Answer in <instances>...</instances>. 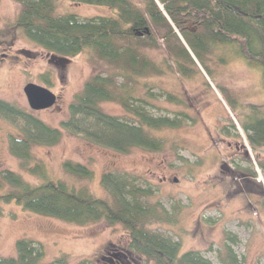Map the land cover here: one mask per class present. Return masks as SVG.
Returning a JSON list of instances; mask_svg holds the SVG:
<instances>
[{
    "label": "rangeland",
    "instance_id": "374dc122",
    "mask_svg": "<svg viewBox=\"0 0 264 264\" xmlns=\"http://www.w3.org/2000/svg\"><path fill=\"white\" fill-rule=\"evenodd\" d=\"M20 10L16 0H0V99L62 130L57 143L33 147L29 165L41 162L50 177L77 189L87 188L103 199H111V195L102 185V175L121 173L147 190L148 194L142 196L145 203L161 202L170 213H176L175 222L166 217L151 218L147 227L179 241L183 252L199 250L214 264H228L225 244L230 232L237 237L233 248L238 264H264V169L259 162H264V146L254 150L242 127V120L254 106L264 115V79L260 64L248 60L245 41L244 52L236 44L216 45L201 60L190 49L195 64L183 62L195 71L188 77L176 72L177 64L167 54L162 39L159 46L145 48L162 72L131 81L135 94L150 97L151 88L156 97L149 98L148 107L154 115L173 117L185 112L189 117L178 128L148 129L162 140L160 150L135 146L121 152L61 127L86 81L99 73L121 82L119 65L101 59L93 49L73 57H57L15 25ZM57 13L113 15L109 7L69 0L59 2ZM45 75L52 83L44 81ZM30 82L50 88L58 97L57 103L47 109H32L24 91ZM219 86L232 89L238 97L237 111ZM170 95L178 101L168 100ZM100 104L106 113L136 122L119 101ZM12 134L22 133L0 114V172L11 169L33 184L40 183L42 179L31 174L11 152ZM68 160L86 165L93 176L70 174L64 168ZM1 205V256H16L17 240L29 238L43 245V263L66 256L70 264L82 260L90 264H147L126 248L130 238L121 225L111 226L105 220L80 225L28 211L15 202Z\"/></svg>",
    "mask_w": 264,
    "mask_h": 264
},
{
    "label": "trees",
    "instance_id": "16d2710c",
    "mask_svg": "<svg viewBox=\"0 0 264 264\" xmlns=\"http://www.w3.org/2000/svg\"><path fill=\"white\" fill-rule=\"evenodd\" d=\"M16 1L21 4V10L15 25L31 41L61 58L93 49L101 59L119 65L121 82L115 76L99 73L86 81L70 104V116L61 122V127L121 152H129L135 146L160 150L162 140L152 136L148 129L178 128L188 121L185 112H178L173 117L154 115L148 107L149 98L156 97L151 88L148 89L150 97H142L136 95L130 85L138 76L162 72L160 65L144 51L147 47L159 46V40L164 41L167 54L177 64L176 72L183 77L195 71L183 62L195 64L190 49L199 59L216 45L236 44L238 50L244 52V40L250 55H246L248 60L260 64L264 79V0H69L106 6L113 11V15L91 17L57 13L62 0ZM43 79L52 83L47 75ZM219 88L232 109L237 111L240 103L232 89ZM178 99L173 95L168 98L175 102ZM110 100L119 101L136 122L106 113L100 103ZM258 111L254 106L242 120L254 150L264 146V115ZM0 114L8 117L22 133L10 135L11 152L31 174L42 179L33 184L14 170L1 171L0 215L3 214L1 203L15 202L28 211L80 225L105 220L111 226L121 225L126 230L130 238L126 248L147 264H214L201 251L183 252L179 241L147 227L151 218L166 217L175 222L176 213H170L161 202L145 203L142 196L148 192L134 179L129 180L116 172L103 174L102 185L111 195V199H103L87 188L77 189L62 179L50 177L41 162L29 165L33 160V147L57 143L62 130L3 99H0ZM232 126L236 127L235 124ZM259 162L264 169V162ZM64 168L79 177L93 176L86 165L71 160L64 163ZM176 210L178 213L179 209ZM236 242L237 237L227 232L225 254L228 264H238L233 248ZM15 246L17 255H0V264H70L66 256L43 263V245L29 238L17 240ZM78 264L90 262L82 260Z\"/></svg>",
    "mask_w": 264,
    "mask_h": 264
},
{
    "label": "water",
    "instance_id": "95a60500",
    "mask_svg": "<svg viewBox=\"0 0 264 264\" xmlns=\"http://www.w3.org/2000/svg\"><path fill=\"white\" fill-rule=\"evenodd\" d=\"M29 105L34 110L53 107L58 100L57 95L48 87L33 82L24 87Z\"/></svg>",
    "mask_w": 264,
    "mask_h": 264
}]
</instances>
